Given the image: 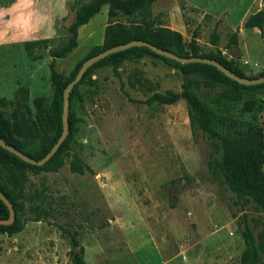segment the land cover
Here are the masks:
<instances>
[{
  "label": "rangeland",
  "instance_id": "rangeland-1",
  "mask_svg": "<svg viewBox=\"0 0 264 264\" xmlns=\"http://www.w3.org/2000/svg\"><path fill=\"white\" fill-rule=\"evenodd\" d=\"M89 1L0 0V109L7 119L14 110L23 118L13 137L31 155L38 152L28 135L34 124L32 100L50 103V55L66 44L75 11ZM175 7L185 46L193 39L200 54L220 56L244 78L254 77L253 64L261 66L264 60L258 38L241 33L239 45L228 47L233 31L223 18L167 0L130 17L117 13L108 18L102 5L77 28L75 47L53 61L54 71L67 79L102 45L108 22L173 31ZM184 84L222 118L241 119L240 103L227 105L219 97L224 85L205 88L202 76L182 75L151 56L90 68L68 101L74 123L62 141L66 147L52 162L60 161V167L55 172L27 169L16 189L14 217L21 230L0 233V264H71L67 232L82 248L84 264H240L241 216L255 235L264 228V214L252 205L239 209L232 194L218 188L205 166L206 140L199 133L192 136L183 100L144 104L152 94L179 92ZM241 93L243 100L261 99L264 130V88ZM72 162L89 171L72 172ZM250 220L257 221L255 228Z\"/></svg>",
  "mask_w": 264,
  "mask_h": 264
},
{
  "label": "trees",
  "instance_id": "trees-1",
  "mask_svg": "<svg viewBox=\"0 0 264 264\" xmlns=\"http://www.w3.org/2000/svg\"><path fill=\"white\" fill-rule=\"evenodd\" d=\"M157 0H91L82 4L74 13L73 22L68 26V39L66 44L51 53L49 64L50 78L54 86L53 95L49 104H46L40 97L33 98L34 124L28 130L30 138L36 142L38 152L36 155L23 151L24 147L14 137L13 132H18L24 122L18 115L17 110L11 112L9 118L5 117L4 111L0 109V140L5 144L20 151L25 156L34 160L41 159L56 142L61 133V109L62 92L65 86L74 78L81 63L108 48L125 44L132 40L147 42L150 45L171 52L179 57H199L214 60L229 70L235 76L244 78L241 71L233 67L230 62L220 56L212 54H200L194 40L185 46L184 38L175 31L162 25L150 27L145 24L128 29L117 22H108L103 31V43L100 47L93 49V53L76 65L73 72L67 79L56 73L53 69L55 59L64 58L76 45L77 28L86 24L88 20L97 14L102 5H107L108 18L119 13L123 16H133L137 11L145 9ZM181 9V8H180ZM208 16V15H207ZM264 24L263 12L257 11L249 15L243 22L242 28H255L262 31ZM237 31L233 32L228 40V47L237 43ZM217 36H214L212 45H216ZM37 42V41H35ZM264 52V39L262 40ZM151 56L155 59L178 70L182 75L202 76V85L211 89L217 85H224L219 97L225 104L233 102L240 103V120L224 119L216 114L211 108L205 105L194 92L190 91L184 84L179 92L154 93L144 101V104L171 105L183 100L186 105L188 124L192 136L199 133L208 146L206 169L211 178L216 182L222 191H228L233 196V205L244 210L252 205L257 213L264 214V130L259 120V113L262 109L261 99L243 100L241 91L247 89L264 88V83L252 86H243L226 78L214 67L200 63L180 64L173 60L158 56L145 47H131L124 51L107 55L103 59L91 65L82 75L79 82L69 93L68 101L76 94V87L87 77L88 71L100 63L118 66L123 60ZM264 77V70L253 78ZM249 78V79H253ZM90 81V78H87ZM187 81V80H186ZM4 105L0 100V107ZM11 122H10V121ZM73 117L69 112L67 117V130L71 132ZM55 131L57 135L52 138L50 134ZM66 142V141H65ZM63 142L58 150L42 166H32L19 160L13 154L0 148V193L10 203L13 211L17 210L16 189H20L26 179V170L55 172L60 167V161L52 163L60 150L66 147ZM72 172L81 174L89 171L85 166L81 167L77 162L70 164ZM245 214L241 220L243 228L240 232L244 250L240 256V264H264V228L253 235L246 223ZM7 218V210L0 201V219ZM254 228L257 225L256 220ZM21 230V224L14 217L13 222L8 226L0 225V233L11 235ZM71 246V264H84L82 260V248L79 246L75 235L67 232Z\"/></svg>",
  "mask_w": 264,
  "mask_h": 264
},
{
  "label": "water",
  "instance_id": "water-1",
  "mask_svg": "<svg viewBox=\"0 0 264 264\" xmlns=\"http://www.w3.org/2000/svg\"><path fill=\"white\" fill-rule=\"evenodd\" d=\"M131 47H145L149 49L151 52L158 56H162L164 58L173 60L180 64H188V63H200V64H206L214 67L217 71H219L223 76L226 78L236 82L237 84L243 85V86H252V85H259L264 83V77L259 78H240L238 76H235L232 74L229 70L221 66L218 62L206 58H199V57H189V58H183L179 57L171 52L160 50L152 45H150L147 42L138 41V40H132L125 44L114 46L111 48H108L92 57L87 58L84 60L77 73L75 74L74 78L65 86L63 92H62V109H61V133L60 136L57 138L56 142L52 145L50 150L39 160H34L32 158H29L22 154L20 151L14 149L13 147L5 144L2 140H0V148L9 152L10 154H13L16 156L19 160L22 162L32 165V166H42L44 163H46L49 158L58 150L60 144L65 139L67 135V117H68V96L72 88L79 82L84 72L94 63L97 61L103 59L107 55L124 51L126 49H129ZM0 201L5 206L7 210V218L6 219H0V225L2 226H8L10 225L14 220V211L11 207L10 203L7 201V199L0 193Z\"/></svg>",
  "mask_w": 264,
  "mask_h": 264
},
{
  "label": "crops",
  "instance_id": "crops-1",
  "mask_svg": "<svg viewBox=\"0 0 264 264\" xmlns=\"http://www.w3.org/2000/svg\"><path fill=\"white\" fill-rule=\"evenodd\" d=\"M173 2L181 1L184 5L194 8L202 13L210 16L213 19L223 18L225 26L230 31H237V42L239 45V37L241 33L250 32L254 35L255 38H258V45L261 44L262 51L263 45L262 40L264 39V24L262 31L259 32L257 29H243L242 24L244 20L251 14L257 12L264 5L259 4V0H167ZM264 11V9H263ZM174 22L173 31H176L180 34L179 28L181 27L180 16L181 13L178 7L174 8L172 11ZM172 30V28H169ZM35 39V38H34ZM240 51L241 48H239ZM264 56V52H263ZM264 59V57H263ZM262 65L259 66L258 64L254 63V75L262 72L264 70V60H262ZM242 63H245L243 60Z\"/></svg>",
  "mask_w": 264,
  "mask_h": 264
}]
</instances>
